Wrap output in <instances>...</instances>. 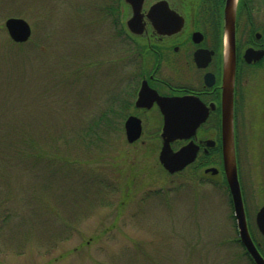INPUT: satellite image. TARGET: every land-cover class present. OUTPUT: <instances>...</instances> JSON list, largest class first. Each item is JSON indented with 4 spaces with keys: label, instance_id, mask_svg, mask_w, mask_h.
<instances>
[{
    "label": "rangeland",
    "instance_id": "rangeland-1",
    "mask_svg": "<svg viewBox=\"0 0 264 264\" xmlns=\"http://www.w3.org/2000/svg\"><path fill=\"white\" fill-rule=\"evenodd\" d=\"M98 2L0 0V264H251L226 191L159 163L155 111L126 141L129 112L109 104L127 91L123 44Z\"/></svg>",
    "mask_w": 264,
    "mask_h": 264
},
{
    "label": "flooded vegetation",
    "instance_id": "flooded-vegetation-1",
    "mask_svg": "<svg viewBox=\"0 0 264 264\" xmlns=\"http://www.w3.org/2000/svg\"><path fill=\"white\" fill-rule=\"evenodd\" d=\"M233 2L231 29L227 0H99V17L108 30L116 31L124 49L121 62L113 67L122 74L127 91L121 97L112 96L109 104L113 112H129L122 124L124 133L128 117L139 119L140 136L142 115L156 112L159 156L163 115L155 100L148 106L136 105L138 92L145 83L161 98L185 100L192 129L170 147L176 152L188 144L189 160L170 174H186L192 190L221 186L233 210L223 156V122L230 108L247 228L252 238L264 240L256 224V214L264 206V200L257 201L258 196L264 197V0ZM249 185L257 201L252 206L258 205L251 214L246 209ZM254 195H249L252 202Z\"/></svg>",
    "mask_w": 264,
    "mask_h": 264
},
{
    "label": "water",
    "instance_id": "water-1",
    "mask_svg": "<svg viewBox=\"0 0 264 264\" xmlns=\"http://www.w3.org/2000/svg\"><path fill=\"white\" fill-rule=\"evenodd\" d=\"M233 0H227L225 12L227 23L231 22L233 26L234 6ZM133 12L132 20L135 17ZM4 27L9 38L14 43H24L31 35V28L28 22L21 17H8L4 21ZM137 32V31H133ZM231 55L233 57V44H231ZM153 93V94H151ZM156 101L163 115V126L161 130L162 146L159 152L158 160L160 164L169 173L182 168L189 160V145L186 144L178 151H172L170 143L176 138H186L192 129L189 122V111L185 100H174L173 98H161L156 92L151 91L147 85L142 84L136 105L148 106L149 102ZM125 137L128 143L135 141L141 132L140 121L134 116H130L124 123ZM224 143L223 156L225 162V175L229 187L233 215L236 222L238 238L246 253L254 264H264V258L259 253L254 241L252 240L246 223L244 207L241 198L240 187L236 175L233 142L231 137V111H227L226 122H223ZM256 224L259 231L264 234V206H262L256 214Z\"/></svg>",
    "mask_w": 264,
    "mask_h": 264
},
{
    "label": "trees",
    "instance_id": "trees-1",
    "mask_svg": "<svg viewBox=\"0 0 264 264\" xmlns=\"http://www.w3.org/2000/svg\"><path fill=\"white\" fill-rule=\"evenodd\" d=\"M27 138H28V143H29V145H31V148L34 149V143H33V141L31 140V137H30V138L27 137ZM29 159H31V156H30ZM29 159H28V158H25L24 160H29ZM253 240H254L255 244L257 245V248H258L259 252L261 253V255H262L263 258H264V242H261V244H259L254 238H253ZM238 241H239V240H238ZM242 250H243L244 255L248 258L249 262H250L251 264H253V262L251 261V259H250L249 256H248V254L245 252L244 248H242Z\"/></svg>",
    "mask_w": 264,
    "mask_h": 264
}]
</instances>
